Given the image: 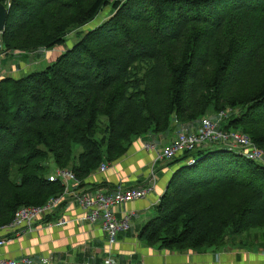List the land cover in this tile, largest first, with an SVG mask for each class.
I'll return each instance as SVG.
<instances>
[{"label": "trees", "instance_id": "obj_1", "mask_svg": "<svg viewBox=\"0 0 264 264\" xmlns=\"http://www.w3.org/2000/svg\"><path fill=\"white\" fill-rule=\"evenodd\" d=\"M9 3L6 50L65 51L41 71L0 80V227L18 209L64 193L50 181L56 170L72 171L80 190L135 139L222 111L225 129L264 152V0ZM105 8L109 16L67 47ZM212 146L169 164L175 170L156 215L139 233L146 243L197 251L264 229V167Z\"/></svg>", "mask_w": 264, "mask_h": 264}, {"label": "crops", "instance_id": "obj_2", "mask_svg": "<svg viewBox=\"0 0 264 264\" xmlns=\"http://www.w3.org/2000/svg\"><path fill=\"white\" fill-rule=\"evenodd\" d=\"M42 56L43 54L36 52L30 56L17 54V51H6L5 46L0 45V80L5 77L21 78L19 76L21 72V76L23 73L33 72L29 68L30 62L34 59L40 61ZM56 60L54 59L52 63ZM46 62L40 61L39 67L44 69L51 65V61ZM24 67L26 69L22 71ZM198 126L199 123H196L184 128L195 131ZM181 129L183 128H176L174 136L171 139H163L159 142L160 145L167 146L174 142ZM151 140L152 138L148 136L135 139L126 155L113 162L106 173L98 170L90 175L85 181L86 186L80 189L88 193L97 190L110 192L119 184L127 188L151 189L145 199L124 204L116 209L118 216H121L124 211L137 213V217L133 220L132 230L121 234L114 247L113 254L118 264H264V253L259 254L240 248L238 246L240 242L235 239L227 240L229 245L226 243L218 247L209 246L197 251L184 252L145 250L140 245L137 239L139 232L156 215L157 204L176 166H170L168 162L159 163L155 167L158 181L151 187L149 177L155 154L144 149V144ZM101 185L104 187L97 188ZM72 188H74V183L71 184ZM56 218L67 219L71 222L64 227L38 226L37 230L13 239L7 243V246L0 248V257L19 259L21 257L49 258L52 256L53 264H103L108 250L107 237L100 223L92 225L86 221L84 211L72 197H65L52 222H55Z\"/></svg>", "mask_w": 264, "mask_h": 264}, {"label": "built area", "instance_id": "obj_3", "mask_svg": "<svg viewBox=\"0 0 264 264\" xmlns=\"http://www.w3.org/2000/svg\"><path fill=\"white\" fill-rule=\"evenodd\" d=\"M7 5H10L9 0H7ZM0 45H2L1 34ZM227 118L228 113L226 111L219 112L214 116L204 117L198 122L197 130L181 129L176 140L167 146H161L156 141L146 142L144 149L155 154L149 177L151 187L157 184L158 179L155 167L159 163H172L186 153L195 152L202 147L208 148L211 145L219 144L234 149L249 161L264 167L263 150L255 145L247 134L225 129L224 123ZM195 164V158H189L186 161L188 166ZM109 166L110 164L103 162L98 170L101 173H106ZM50 181H61L65 187L64 193L59 197L52 198L42 206H28L18 209L13 220L0 227V248L7 246V243L13 239L37 230L38 226L64 227L69 224L71 221L63 218H56L55 222L44 223V218L47 216L55 217L65 197H72L84 211V219L92 225L100 223L106 234L108 252L103 264H118L113 254L114 247L121 234L132 230L133 220L137 217V213L135 211H124L121 216H118L116 209L124 204L145 199L151 189L127 188L119 184L111 189L110 192L97 190L88 193L77 189L79 181L72 171L69 170H56L50 176ZM72 183H74L75 189H71ZM0 264H50V261L46 257H21L19 259H3L0 257Z\"/></svg>", "mask_w": 264, "mask_h": 264}, {"label": "rangeland", "instance_id": "obj_4", "mask_svg": "<svg viewBox=\"0 0 264 264\" xmlns=\"http://www.w3.org/2000/svg\"><path fill=\"white\" fill-rule=\"evenodd\" d=\"M111 1H113V0H111ZM110 13H111L110 9L109 8H105L102 11V13L100 14V16L96 20H94L91 24L89 23L88 25L82 27L81 29L79 28V29L73 31L72 34H70L67 37V40H66L67 41V47H72V45H74L75 42H79V40L82 38V36L84 34L89 32V30L95 28L99 24H101L102 20H104L106 17H108ZM64 49H65V47L56 46V47H54L52 49L40 48V49L32 51V52L18 50L17 54H19V53L20 54H28L30 56V55H33L36 52V53H38L40 55L43 54V56L41 57L42 59L38 58V59H40L41 62L47 61L46 63H48L49 61H51L50 64H52V61H54V59L56 60L59 57V55L64 52ZM6 51H8V50H6ZM12 52H14V51H12ZM260 57H261V60L264 62V50L260 53ZM40 61H38L37 59H34L33 62H30L29 68H31L33 72L41 71L42 67L41 68L39 67ZM25 69H26V67H24V69L22 71H24ZM21 74H22V72H21ZM21 74L19 75L21 78L27 75L26 73H23V75L21 76ZM214 115L215 114H213L211 116H214ZM199 121H201V119ZM196 123H194V124H196ZM184 127H189V126H185L184 125ZM174 131H170V132L164 133V134H158V135H154V136H149V138L150 137L152 138L151 141H156L157 140L158 142H161L163 139H167V138L171 139L174 136ZM219 147H222V145L217 144V145L212 146L211 148H219ZM78 186H77V188H78ZM137 239H138V242L140 243V245L143 246V248L145 250L151 249L153 251H157L158 250L159 252H163V251L164 252H172V251L160 248L157 245H150V244L146 243L144 240H142L139 236H138ZM234 239L236 241L240 242V244L238 245L240 248L248 249V251H255L256 253H259V254L260 253H264V229H261V228L252 229L250 232L244 234L243 236H238V237H236ZM48 259L50 261V264H53L52 263L53 262L52 261V256H50Z\"/></svg>", "mask_w": 264, "mask_h": 264}, {"label": "water", "instance_id": "obj_5", "mask_svg": "<svg viewBox=\"0 0 264 264\" xmlns=\"http://www.w3.org/2000/svg\"><path fill=\"white\" fill-rule=\"evenodd\" d=\"M8 6L0 2V34L5 32L6 21L8 18Z\"/></svg>", "mask_w": 264, "mask_h": 264}, {"label": "bare ground", "instance_id": "obj_6", "mask_svg": "<svg viewBox=\"0 0 264 264\" xmlns=\"http://www.w3.org/2000/svg\"><path fill=\"white\" fill-rule=\"evenodd\" d=\"M225 128V127H224Z\"/></svg>", "mask_w": 264, "mask_h": 264}]
</instances>
